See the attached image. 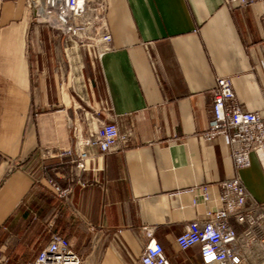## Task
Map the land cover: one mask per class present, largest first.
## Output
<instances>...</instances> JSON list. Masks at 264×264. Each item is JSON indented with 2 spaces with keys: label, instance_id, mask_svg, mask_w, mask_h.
Here are the masks:
<instances>
[{
  "label": "crops",
  "instance_id": "crops-1",
  "mask_svg": "<svg viewBox=\"0 0 264 264\" xmlns=\"http://www.w3.org/2000/svg\"><path fill=\"white\" fill-rule=\"evenodd\" d=\"M106 2L113 49L94 65L74 44L67 49L79 108L59 92L48 32L32 27L27 1L0 0V253L10 264L35 261L56 233L82 264H140L145 228L170 264H199L198 246L181 251L176 243L216 206L196 187L217 199L219 184L238 176L264 203V151L237 171L228 140L203 136L219 78L231 79L246 111L264 117V2ZM106 121L131 134L127 149L101 155L78 146ZM75 148L91 156L85 171L60 157ZM49 180L71 190L67 199Z\"/></svg>",
  "mask_w": 264,
  "mask_h": 264
},
{
  "label": "built area",
  "instance_id": "built-area-1",
  "mask_svg": "<svg viewBox=\"0 0 264 264\" xmlns=\"http://www.w3.org/2000/svg\"><path fill=\"white\" fill-rule=\"evenodd\" d=\"M32 10L33 21L54 34L75 37L78 47L94 65L113 49V38L107 22L106 0H26ZM264 0H225L229 9L245 8ZM210 119L204 133L207 141L226 139L237 171L251 165L252 153L264 151V117L258 112L246 111L237 100L231 79L216 81L210 91ZM77 141L79 140L76 137ZM131 134H121L114 121L102 122L94 133L88 134L78 146L97 148L108 155L128 148ZM74 147H76L74 145ZM60 157L68 158L74 170L85 171L91 159L87 150H68ZM78 180L74 174L72 181ZM83 186L85 182L78 180ZM48 186L60 198L67 199L71 190H62L54 181ZM219 196L213 199L209 187L198 191L206 204H215L202 219L191 221L176 239L178 248L187 251L198 246L199 264H264V203L253 199L240 177L222 181ZM148 242L140 264H170L163 247L145 228ZM69 242L60 234H53L48 245L35 261L28 264H82ZM0 264H10L0 253Z\"/></svg>",
  "mask_w": 264,
  "mask_h": 264
},
{
  "label": "rangeland",
  "instance_id": "rangeland-1",
  "mask_svg": "<svg viewBox=\"0 0 264 264\" xmlns=\"http://www.w3.org/2000/svg\"><path fill=\"white\" fill-rule=\"evenodd\" d=\"M40 26L35 22L32 23V27ZM45 31L48 32V35L45 36V41L50 44V47L53 51V56H55L56 66L58 69V88L61 95L66 94L70 100L71 105L75 104L76 107L82 108L81 100V86L78 83V77H68L70 72V67L68 66L69 56L67 49L70 45L76 44L78 46V40L75 37H65L59 36L56 33L52 34L51 30L44 27ZM79 55L84 57V52L78 47ZM82 113V109H79Z\"/></svg>",
  "mask_w": 264,
  "mask_h": 264
},
{
  "label": "bare ground",
  "instance_id": "bare-ground-1",
  "mask_svg": "<svg viewBox=\"0 0 264 264\" xmlns=\"http://www.w3.org/2000/svg\"><path fill=\"white\" fill-rule=\"evenodd\" d=\"M75 46H76V48H77V50H78V46L76 45V44H74ZM67 103V102H66Z\"/></svg>",
  "mask_w": 264,
  "mask_h": 264
}]
</instances>
